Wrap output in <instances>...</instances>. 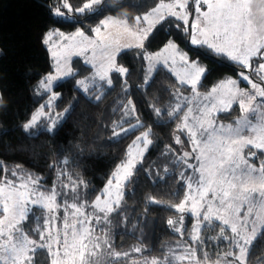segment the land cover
Masks as SVG:
<instances>
[{"label":"snow or ice","instance_id":"1","mask_svg":"<svg viewBox=\"0 0 264 264\" xmlns=\"http://www.w3.org/2000/svg\"><path fill=\"white\" fill-rule=\"evenodd\" d=\"M189 2L190 0H171L170 3H164V0H161V3L150 12L134 17L135 23L131 25L128 23L126 13L123 19L118 16H107L92 29L98 39H92L77 29L73 35L81 38L78 45L81 51L86 52L88 45H93L100 48L102 57L99 65L92 64L91 60L86 61L97 71L92 77L77 80L78 88L88 99L99 102L104 95L100 82L111 86L110 72L115 71L122 75L127 73L126 68L118 66L115 62L122 47L118 38L111 34L102 36V30L107 29L109 25H119L124 32L137 39L135 45L127 44L123 47L142 49L156 24L165 19L161 9H167L168 15L182 20L185 31H188ZM192 2L198 14L191 23L190 35L193 45L206 46L210 51L227 57L243 69L252 68L251 61L254 57L264 58V0H192ZM102 4H105V0H81V5L73 8L70 0H61L60 5L53 11L59 17H65L66 13L98 14L102 11L100 7ZM201 5L206 6V10H202ZM105 6L118 10L124 7V4L121 0H110ZM59 35L64 36L63 33ZM44 42L47 44L48 40ZM175 47L171 42L167 45V48ZM178 54L186 66L185 75L180 78V83L190 85L193 96L182 97L183 102L173 106L167 111V115L170 118L181 119L177 129L182 132L186 130L192 151L184 152L179 159L199 175L195 180L192 177L187 178V188L190 191L185 194L184 200L171 207L183 213L186 204L191 201L192 214L201 221L208 224H211L213 219L221 221L220 237L230 240L231 246L235 249L224 254L225 258L232 257L226 264H247L253 242L264 233V161L258 166L252 162V159L257 157V151L252 149L264 154V87L242 71L240 76L251 86L250 90L241 89L236 80L230 79L222 82V85H231L225 92L214 96L217 88H213L211 92L201 97L197 85L206 69L195 61H189L186 53ZM53 56L56 58L55 74H49L39 83L40 90L49 94L48 100L22 125L24 132L30 137L37 136L41 129L53 132L71 111V106L63 112H56L55 115L51 111L55 107L54 102L59 99V94L53 91L54 82L75 75L70 67L61 65L57 53H53ZM156 56L160 54L157 53ZM144 58L151 59L147 55ZM163 63L167 66V59ZM154 67L155 64L149 71ZM255 71L260 80L264 81V63H260ZM147 83L146 78L145 84ZM124 91L127 92V87ZM176 95L180 99L179 93ZM234 103L238 104L241 111V117L234 124H218L214 118H209L213 112L218 114L220 111L230 110ZM152 109L158 117L161 115L160 108L152 105ZM114 111L121 112V119L113 122V138L142 127V122L135 115L136 106L131 99L121 103ZM180 113H183L182 118ZM133 119L136 123H131ZM125 124L129 126L125 127ZM150 135L151 128L142 132L132 145H129L128 159L117 166L104 191L96 196L91 205L80 199L79 190L81 186L86 189L87 184L82 179H73L71 173L66 170L70 163L67 157L60 161L65 168L57 173L58 183L48 192L41 190L39 177H34L30 173L26 176L19 175L20 166L17 165L11 175L16 177L19 183L7 178L0 181V264H35L34 257L40 249H47L51 257L50 264H117L122 257H128L129 253H120L113 249L106 226L111 224V214L121 207L123 198L121 189L130 182L136 165L142 161L143 153L153 143ZM175 142L181 143L179 136ZM133 149L138 150L137 154L141 160H135ZM189 159H194L197 164L188 163ZM181 175L183 178V173ZM114 184L115 198L110 199ZM58 188L63 191H58ZM60 196L65 197L62 202L58 201ZM153 202L159 203L155 200ZM29 204L40 205L46 210L42 225L38 223L34 229L38 240L31 238L24 230V222L28 220L32 211ZM197 206L202 211H197ZM89 207L92 208L91 212L88 211ZM167 223L183 236V216L179 221L169 219ZM102 225L105 227H100L97 234V227ZM226 227L230 229L231 236L226 234ZM193 231L196 233L191 237L193 243H202L199 223L194 225ZM133 251L140 253L142 249L135 247ZM193 260L195 264H207L209 257L204 253V260L201 261L196 256L195 248L185 246L182 254L169 249L163 259L153 257L150 260L145 259L143 264H183L184 261ZM133 264L140 262L133 261ZM214 264H224V261L218 258Z\"/></svg>","mask_w":264,"mask_h":264},{"label":"trees","instance_id":"2","mask_svg":"<svg viewBox=\"0 0 264 264\" xmlns=\"http://www.w3.org/2000/svg\"><path fill=\"white\" fill-rule=\"evenodd\" d=\"M159 1L121 0L124 7L116 10L107 8L105 5L110 0H105L98 14L68 13L73 19H65L53 11L61 0H0V181L7 178L20 182L11 175L19 165V175L30 173L39 177L41 190L48 192L58 183L57 173L65 168L60 161L67 157L70 163L66 170L73 179H82L87 184L86 189L81 186L79 190L80 199L91 205L117 166L127 159L129 145L137 133L151 128L153 143L127 183L121 207L111 214V224L106 226L113 246L119 247L120 253H129L117 264H133V261L143 264L145 259L153 257L163 259L169 249L177 252L193 244L190 238L193 217L189 213L178 212L171 205L184 200L187 178L194 177L196 173L179 159L182 154L175 135L181 119L167 115V111L179 102L176 94L188 92L191 87L182 85L166 66L160 65L151 73L145 55L163 49L170 41L176 43L190 59L206 69L200 84L204 91L225 80L237 78L241 66L205 46H193L189 41L190 31H185L183 21L168 17L156 26L144 48L133 47L119 54L118 63L127 69V73L123 77L114 71L111 86L100 82L104 95L99 102L88 99L77 86V80L94 75L92 66L77 57L73 61L75 75L57 83L54 88L59 94L55 102L57 110L63 112L71 106L70 114L53 132L41 129L35 137L25 133L22 125L49 96L47 93L36 94V87L54 70V60L44 42L52 29L73 33L83 28L92 33L106 15L124 18L125 13L128 22L134 23V17L150 10ZM70 3L76 8L81 5V0H70ZM261 60L264 58L256 60L254 67ZM127 99L135 104V115L142 121V127L113 138V122L121 119V112L114 109L126 103ZM152 105L162 110L159 117ZM239 115L240 108L235 107L221 112L218 119L234 123ZM180 116L182 118V113ZM134 122L135 119L131 121ZM44 123L46 125L47 122ZM181 137L180 144L189 146V138L184 132ZM185 151L182 147V152ZM259 155L264 157L260 152ZM58 199L62 202L65 197ZM40 210L43 209L35 207L24 222L26 232L36 237L34 228L38 215L34 214ZM181 216L186 217V223H182L183 236L167 223L169 219L179 221ZM221 226L219 221L204 226L203 242L194 246L198 250V258L204 259V253H207L209 260H215L223 253L235 251L230 240L220 237ZM225 232L231 236L230 229L225 228ZM135 247H140L142 252H134ZM34 260L35 264H50L51 257L47 249H40ZM247 262L264 264V233L253 242Z\"/></svg>","mask_w":264,"mask_h":264},{"label":"rangeland","instance_id":"3","mask_svg":"<svg viewBox=\"0 0 264 264\" xmlns=\"http://www.w3.org/2000/svg\"><path fill=\"white\" fill-rule=\"evenodd\" d=\"M170 2H171V0H164V3H170ZM160 3H161V1H159L155 6H153L150 10L146 11L145 13L150 12L152 9L156 8ZM195 7H196L195 4L192 2V0H190L189 5H188V12L190 13L188 30L190 31V33H191V23L195 21L196 16L198 15V14L195 12ZM201 8H202V10H206V6H204V5H201ZM62 10H64V9H62ZM64 11H66V10H64ZM143 14H144V13H143ZM143 14H141V16H142ZM161 14H163V15L165 16V19L168 18V17H173V16L168 15V11H167V9H161ZM107 16H113V15H106L105 17H107ZM58 17H59V16H58ZM105 17H103V19H104ZM62 18H65V19H73V17H72L71 15H69L68 13H66V16H65V17H62ZM174 18H175V17H174ZM103 19H102V20H103ZM121 19H123V18H121ZM162 21H163V20H162ZM162 21H160V22H162ZM181 21H182V20H181ZM128 23L131 25V24H134L135 22H134V23H130V22H128ZM158 24H159V23H158ZM158 24H156V26H157ZM97 25H99V24H97ZM97 25H96V26H97ZM96 26H95V27H96ZM145 26H147V25L145 24ZM156 26H155V28H156ZM95 27H94V28H95ZM155 28L152 30V33H153V31L155 30ZM79 29L82 30V31H83L88 37H90V38H92V39H98L95 33H93V32H92V33H88V32L85 31L83 28H79ZM76 32H77V31H75V32H73V33H69V32H65V31H61V30H55V29H52V30L48 33L47 38H46V39L48 40L47 45H48V49H49L50 56H51L52 59L54 60V70H53L52 72H50L49 74H55L56 58L53 56V53H57V54H58V57L60 58V63H61V65H66V67H70V68L72 69V71H73L74 74H75L76 70L74 69L73 61H74V59L77 58V57L82 58V60H83L85 63H86L87 60H91V61H92V64H97V65H99V63L101 62L102 57H101V51H100V48H99V47H96V46H93V45H88V48H87V51H86V52H82V51H81V47L78 46V45H79V42H80V40H81V38H80L79 36H74V35H73V34H75ZM50 33H51V35H49ZM59 33H63L64 36L59 35ZM152 33H150V35H151ZM110 34H111V36H113V37H117V38H118V40H119V44L122 46V47H121V51H120V53H121L122 51L126 50V49H129V48H124L123 45H127V44L135 45V44L137 43V39H136L134 36H132V35H130V34L124 32V31H123V28H122L121 26H119V25H109L108 28L102 30V33H101L102 36H109ZM150 35H149V36H150ZM197 35H198V34H197ZM198 38H199V35H198ZM189 41H190V43H191V35H190V39H189ZM108 42H109V41H106V43H108ZM145 42H146V41H145ZM145 42H144V44H145ZM170 42H171L172 44H174L176 47H175V48H167V45L169 44V42H168V43L166 44V46H165L163 49H161V50H158V51H156V52H147V56H150V57H151V59H148L149 69H150V67H151L153 64H155V67L151 70V73H153L156 67H158V66H160V65L165 66L164 63H163V61H164L165 59H167V66H166V67L170 68V69L176 74V76L180 79V78L184 77V75H185V67H186V66L181 62V60H180V56H179L178 53H186V52L180 50L176 43H174V42H172V41H170ZM191 44H192V43H191ZM192 45H193V44H192ZM112 46H113V48H114V47H115V43H113ZM193 46H200V45H193ZM205 47H206V46H205ZM132 48H133V47H132ZM94 52H95V55H93ZM77 53H79V54H77ZM120 53H119V54H120ZM157 53H159L160 56L157 57V56H156ZM119 54L116 56V61H115V62H116V64H117L118 66H122V65H120V64L118 63V56H119ZM186 54H187V53H186ZM187 58H188L189 61H194V60L190 59V57H189L188 55H187ZM226 58H227V57H226ZM260 58H261V57H254L253 60L251 61L252 68H251V69H243V68H242V69L239 71V76H238L237 78H232L231 80H236V81H237V84H238V87H240L241 89H244V90H250L251 86L247 83V81H244V80L241 78V76H240V72L244 71L246 74L249 75V77H250L254 82L260 83L261 86L264 87V81L260 80L259 76L257 75V73H256V71H255V69H256L258 66H257V67H254L256 60H258V59H260ZM227 59H228V58H227ZM157 61H159V62H157ZM233 62H234V61H233ZM260 63H264V60L259 61V64H260ZM86 64L92 66V64H89V63H86ZM122 67H123V66H122ZM92 68H93V67H92ZM124 68H125V67H124ZM93 71H94V74H95V72L97 71V69H96V68H93ZM113 72H114V71H112V72L109 73L110 78H111V75H112ZM49 74H47L46 76H48ZM204 75H205V74H204ZM204 75L201 77L200 82H199V84L197 85V89H198L199 93H201V97H203V95H205V94L211 92V90H212L213 88H217V93H214V94H213V95L215 96V95H219V94L225 92L227 88L231 87V85H227V84H223V85H222V82H221V83H219L218 85L214 86V87H213L212 89H210L209 91H204V90L200 89V84H201V82H202V79H203ZM46 76H45V77H46ZM122 76L124 77L125 74H123ZM45 77H44V78H45ZM69 77H71V76H69ZM69 77H66V78H64V79H60V80H58V81H55V82H54V85H53V91H54V88H55V86H56L57 83H59V82L65 80V79H67V78H69ZM44 78H43V79H44ZM229 80H230V79H229ZM225 81H227V80H225ZM225 81H223V82H225ZM189 86H190V85H189ZM190 87H191V86H190ZM36 94H38V95H44V94H45V93H43V92L40 90V88H39V84H38L37 87H36ZM185 96H186V97H192V96H193L192 91L190 90V91H188V92H186V91H185V92H181L180 95H179V97H180L179 102H180V103L183 102V101H182V97H185ZM0 97H1V95H0ZM47 100H48V98H47ZM47 100H46V101H47ZM46 101H45V102H46ZM55 102H56V101H55ZM55 102H54V104H55ZM219 107H220V106L218 105V108H219ZM235 107H239L238 104H235V103H234V104L232 105V108H235ZM184 110L186 111L187 109L185 108ZM51 111H52L53 115H55L56 112H59V111L57 110L56 106H55ZM221 112H225V111H220L218 114H217L216 112H213L212 117H209V118H210V119H211V118H214L218 124H219V123H222V124H234L233 122H230V121L225 122V121H223V120H219V119H218V116H219V114H220ZM182 116H183V113H182ZM240 117H241V111H240V115L238 116V119H239ZM139 121H141V120L139 119ZM141 122H142V121H141ZM134 123H136V122H134ZM127 127H128V126H127ZM133 130H134V129H133ZM147 130H148V129H145V130H142L141 132L137 133V135L134 137L133 141L136 139L137 136L141 135L142 132L147 131ZM183 132H184V133L186 134V136L188 137L186 130L183 131ZM183 132L177 130L176 135H175V139H176V136H179V138H181L180 140H183V138L181 137ZM150 139H151V135H150ZM151 140H152V139H151ZM132 143H133V142H132ZM131 145H132V144H131ZM179 145H180V148H181V154L184 153V152H182V147H183L184 149L187 150V151H185V152H191V151H192V145H191V143H190L189 146H185L184 144H182V145L179 144ZM149 147H150V146H148V149H149ZM148 149H147V151H148ZM252 150H253V151H257V157L253 158V159H252V162L255 163V164H257V166H258L259 163H260L261 161H264V157H261V156L259 155V151H258V150H255V149H252ZM147 151H145V152L143 153V157H144V155L146 154ZM245 151L247 152L248 149H245ZM137 153H138V150H137V149H133V157H135V160H141L140 155H138ZM127 159H128V157H127ZM142 159H143V158H142ZM188 163H191V164H197V162H196L194 159H189V160H188ZM121 164H122V163H121ZM138 164H139V163H138ZM138 164H137V165H138ZM137 165H136V166H137ZM197 166H198V165H197ZM198 175H199V174L196 173L194 177H193L192 175H191V177L195 180V178H197ZM121 176H123V171H121ZM18 183H19V182H18ZM187 183H188V182H187ZM40 184H41V182H40ZM106 185H107V184H106ZM106 185H105V186H106ZM126 185H127V184H126ZM105 186H104V188L100 191V193H99L98 195H101V193H102V192L104 191V189H105ZM195 187H196V185H195V183H194V184H193V189H195ZM121 191L123 192V198H122V201H123L124 196H125L126 186H124V187L121 189ZM189 191H190V190L187 188V192H189ZM111 192H112V197H111L110 199H114V198H115V194H116L115 184L112 186V188H111ZM95 199H96V197L94 198L93 201H95ZM58 201H59V199H58ZM60 202H61V201H60ZM191 205H192V202L189 201V202L186 204V206H185V207H186V210L184 211V213H189V214H191V216L193 217V223H194V224H193V227H194V225H197L198 223L200 224L199 235L201 236L204 226H205L206 224H208V223H207V222H203V221H201L200 218H198V217H196L195 215L192 214V211H191ZM29 207L32 209L31 213L34 211L35 207L42 208L40 205L32 206L31 204H29ZM42 209H43V208H42ZM88 211L91 212L92 209L90 210V209L88 208ZM197 211H202V210L199 208V206H197ZM31 213H30V214H31ZM34 215H38L37 224L39 223V224L42 225V223H43V218H44V216L46 215V210L43 209L42 211L40 210L39 212H35ZM60 215H61V217L63 216V210H61ZM185 219H186V217H183V220H184L183 222H184V223H186ZM215 221H219V220H215V219H213L212 223H214ZM219 222H221V221H219ZM212 223H211V224H212ZM37 224H36L35 228L37 227ZM208 225H209V224H208ZM100 227H105V226H103V225H102V226H98V227H97V234H99V228H100ZM35 228H34V229H35ZM226 228H227V227H226ZM24 230L26 231V229H24ZM194 234H196V233H194V231H193V229H192V234L190 235V238H191L192 235H194ZM29 235H30V234H29ZM30 236H31V238H33V239H37V240L39 239V237L32 236V235H30ZM110 237H111V236H110ZM111 241H112V239H111ZM195 244H196V243L190 244V246H191L192 248H195V249H196V256L198 255V257H199L198 250H197L196 247H194ZM112 246H113V244H112ZM113 249H114L115 251H117V252H120V248H119V247H114V246H113ZM183 251H184V247H183V249H181L180 251H177L176 253H177V254H182ZM226 253H227V252H226ZM224 254H225V253H223V256H222L221 258H219V259H222V261H224V264H226V261H227V260H231L232 257H226V258H225V257H224ZM199 259H200V258H199ZM200 260L203 261L204 259H200ZM216 260H217V259H215V260H208L207 264H214V262H215ZM183 264H195V261H194V260L191 261V262H190V261H184ZM247 264H248V262H247Z\"/></svg>","mask_w":264,"mask_h":264}]
</instances>
